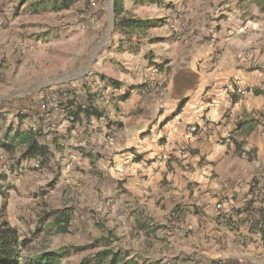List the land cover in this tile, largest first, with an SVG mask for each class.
Returning <instances> with one entry per match:
<instances>
[{"label":"crops","instance_id":"0c3cea01","mask_svg":"<svg viewBox=\"0 0 264 264\" xmlns=\"http://www.w3.org/2000/svg\"><path fill=\"white\" fill-rule=\"evenodd\" d=\"M149 6L125 0L126 17L164 24L127 40L116 32L102 55L94 58L95 51L73 83L81 100L62 97L58 110L46 112L35 102L23 111L26 119L8 125L42 131L40 143L53 152L48 168L25 161L30 171H73L92 194H102L101 206L113 203L129 224L162 225L170 236L164 262L188 264L183 260L197 255L218 264H259L264 12L243 0ZM108 15L115 29V10ZM1 22L13 25L9 18ZM95 24L101 26L100 14ZM68 100L76 101L72 110L93 102L102 116L82 113L70 121ZM206 119L205 135L191 133Z\"/></svg>","mask_w":264,"mask_h":264},{"label":"rangeland","instance_id":"374dc122","mask_svg":"<svg viewBox=\"0 0 264 264\" xmlns=\"http://www.w3.org/2000/svg\"><path fill=\"white\" fill-rule=\"evenodd\" d=\"M21 1L0 0V17L13 21V25L0 24V113L8 114L6 125L26 119L23 111L35 102L41 109L42 104H48V97L59 103L62 97L79 96L81 100L74 81L86 74L93 53L96 51L94 58L97 51L102 55L116 35L108 15L114 7L113 0H75L69 10L58 12L41 7L37 11L35 5L43 0ZM149 5L141 6L149 9ZM99 14L100 27L92 21ZM163 21L153 19L152 23L162 25ZM153 30L149 29L147 34ZM76 43L78 48L73 49ZM20 156L21 151L15 157L0 151V173L8 177L13 187L7 203L8 220L22 238L31 240V255L63 249L67 256L58 264H80L85 258H90L91 264H101L95 257L98 252L120 248L138 261L165 259L170 236L161 233L162 225L155 224L152 230L129 224L113 203L107 201L106 206H101L102 194H92L90 187L72 175L73 171H61L59 167L55 173H36L25 162L18 164ZM52 185L55 187L51 188ZM66 209L72 212V220L69 231L60 233L49 214ZM169 260L178 262L172 257ZM183 261L218 264L197 255ZM258 261L264 264V253Z\"/></svg>","mask_w":264,"mask_h":264},{"label":"trees","instance_id":"16d2710c","mask_svg":"<svg viewBox=\"0 0 264 264\" xmlns=\"http://www.w3.org/2000/svg\"><path fill=\"white\" fill-rule=\"evenodd\" d=\"M29 0H22L26 3ZM138 4H161L163 0H133ZM255 3L261 11L264 12V0H243ZM75 0H43L35 5L38 11H62L69 10ZM125 0H116L114 10L116 15V32L122 35L126 40L129 36L141 35L144 36L151 28H156L160 24L152 23L153 20H144L134 17H126L124 15ZM39 7V8H37ZM160 21V20H157ZM161 39H151L150 41H160ZM105 79V77H103ZM76 101L68 100L65 104L66 110L73 114L75 120L83 113L86 116H95L100 118L102 112L97 109L93 102H89V106L80 107L72 110L71 105H75ZM184 102L180 105L177 112L181 111ZM64 105V104H63ZM7 124V114H0V151L9 156L15 157L18 151H21L19 165L31 159H35L40 163L41 168H48L54 156L51 149L40 143V137L43 136L40 130L22 131L20 128H15L13 125ZM23 170V166H21ZM13 189L10 185L8 177L0 173V197L2 205L0 206V264H58L66 253L64 250H58L48 254L31 255L28 252L30 239L22 238L18 230L10 223L7 216V203L9 200V192ZM72 212L69 209L52 212L49 217L53 218V223L56 225L58 232L67 233L72 220ZM262 217V223L258 224L260 230L264 231V211H259ZM231 223L229 222L228 225ZM109 240V239H103ZM96 259L101 264H170L162 259H142L138 261L137 257L132 256L128 251L120 248H106L96 254ZM90 258H85L80 264H91Z\"/></svg>","mask_w":264,"mask_h":264},{"label":"built area","instance_id":"2783aa9c","mask_svg":"<svg viewBox=\"0 0 264 264\" xmlns=\"http://www.w3.org/2000/svg\"><path fill=\"white\" fill-rule=\"evenodd\" d=\"M95 22V19L93 18V20ZM47 103L48 104H42L41 106V111L42 112H46L48 109H51L55 106V109L58 110L59 107V102L57 100H55L54 98L48 97L47 99ZM68 120L73 121L74 120V116L71 114H68ZM211 124V121L206 119L203 123L202 126H193L191 128V133L193 134H199V135H205L208 131H209V126ZM38 129H35V131H37ZM35 168L39 169L40 165L39 162L35 163L34 165ZM224 222H227L229 219L227 216H225L223 218Z\"/></svg>","mask_w":264,"mask_h":264},{"label":"water","instance_id":"95a60500","mask_svg":"<svg viewBox=\"0 0 264 264\" xmlns=\"http://www.w3.org/2000/svg\"><path fill=\"white\" fill-rule=\"evenodd\" d=\"M115 2V0H113V3ZM112 11L114 12V7H112Z\"/></svg>","mask_w":264,"mask_h":264}]
</instances>
